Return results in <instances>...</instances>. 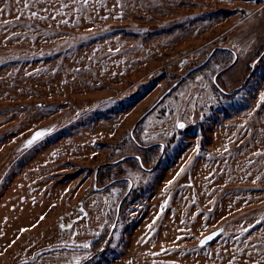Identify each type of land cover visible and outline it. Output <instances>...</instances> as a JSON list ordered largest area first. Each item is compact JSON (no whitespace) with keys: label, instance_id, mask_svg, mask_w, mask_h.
Wrapping results in <instances>:
<instances>
[{"label":"rangeland","instance_id":"374dc122","mask_svg":"<svg viewBox=\"0 0 264 264\" xmlns=\"http://www.w3.org/2000/svg\"><path fill=\"white\" fill-rule=\"evenodd\" d=\"M0 9V264H264V0Z\"/></svg>","mask_w":264,"mask_h":264},{"label":"snow or ice","instance_id":"6c2138e0","mask_svg":"<svg viewBox=\"0 0 264 264\" xmlns=\"http://www.w3.org/2000/svg\"><path fill=\"white\" fill-rule=\"evenodd\" d=\"M3 11V9H0V12H2ZM35 15V14H34ZM178 128H183L184 127V125L183 124H177L176 125ZM45 135V132H38V133H36L34 136H33V138H32V140H29L28 141V145H31V144H33L36 140H38L39 138H41V137H43ZM28 145H26V146H28ZM143 165H141V167H142ZM62 227H63V225H62ZM209 240L210 239H212V237H209L208 238ZM207 241H203L202 242V244L203 243H206ZM83 247H85V248H87V247H89L88 245H83Z\"/></svg>","mask_w":264,"mask_h":264},{"label":"water","instance_id":"95a60500","mask_svg":"<svg viewBox=\"0 0 264 264\" xmlns=\"http://www.w3.org/2000/svg\"><path fill=\"white\" fill-rule=\"evenodd\" d=\"M222 72H223V71H222ZM222 72H221V73H222ZM221 73H219L218 76H219ZM180 124H183V125H184V123H180ZM119 208H120V207H119ZM209 237H212V239H213V238L216 237V234H212V235H210V236H207L203 241H207L206 243L210 242L212 239L209 240V239H208ZM203 241H202V242H203ZM206 243H203V244H206Z\"/></svg>","mask_w":264,"mask_h":264},{"label":"trees","instance_id":"16d2710c","mask_svg":"<svg viewBox=\"0 0 264 264\" xmlns=\"http://www.w3.org/2000/svg\"><path fill=\"white\" fill-rule=\"evenodd\" d=\"M223 51H224L223 53H226V52H228V51H225V50H223ZM149 159H151V160H152V157H149ZM138 161H139V160H138ZM110 167H111V166H110ZM128 195H129V194H128ZM128 195H127V196H128ZM129 198H130V197H129ZM129 198H128V199H129ZM128 199H127V200H128Z\"/></svg>","mask_w":264,"mask_h":264},{"label":"bare ground","instance_id":"6f19581e","mask_svg":"<svg viewBox=\"0 0 264 264\" xmlns=\"http://www.w3.org/2000/svg\"><path fill=\"white\" fill-rule=\"evenodd\" d=\"M117 264H121V263H117Z\"/></svg>","mask_w":264,"mask_h":264}]
</instances>
